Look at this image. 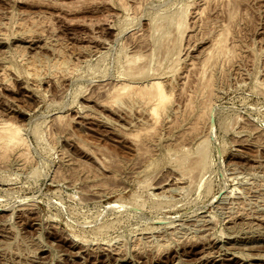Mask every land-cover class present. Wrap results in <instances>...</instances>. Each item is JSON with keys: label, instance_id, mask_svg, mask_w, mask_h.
I'll use <instances>...</instances> for the list:
<instances>
[{"label": "rangeland", "instance_id": "obj_1", "mask_svg": "<svg viewBox=\"0 0 264 264\" xmlns=\"http://www.w3.org/2000/svg\"><path fill=\"white\" fill-rule=\"evenodd\" d=\"M3 123L0 264H264V0H0Z\"/></svg>", "mask_w": 264, "mask_h": 264}, {"label": "bare ground", "instance_id": "obj_2", "mask_svg": "<svg viewBox=\"0 0 264 264\" xmlns=\"http://www.w3.org/2000/svg\"><path fill=\"white\" fill-rule=\"evenodd\" d=\"M216 1V0H215ZM206 2H207V0H206ZM179 18V17H178ZM183 18V17H182ZM185 18V17H184ZM176 19H177V17H176ZM183 20V19H182ZM185 21V20H184ZM180 22V21H179ZM182 22V21H181ZM181 22H180V24H181ZM171 23V22H170ZM173 23V22H172ZM172 23H171V25H172ZM185 23V22H184ZM177 25V24H176ZM182 25H183V23L181 24V25H179L178 27H182ZM185 25V24H184ZM175 26V25H174ZM161 27V26H160ZM178 27H177V29H178ZM158 28V27H157ZM175 28V27H174ZM183 27H182V30L181 29H179L178 31H180L181 30V32H183ZM159 31H160V29H159ZM172 32V31H171ZM178 33V32H177ZM184 33V32H183ZM169 34V33H168ZM225 34V33H224ZM226 35V34H225ZM166 36V35H165ZM164 36V37H165ZM224 37V36H223ZM167 38V37H166ZM225 38V37H224ZM223 38V39H224ZM218 40V39H217ZM223 41V40H222ZM221 42V41H220ZM217 43V42H216ZM216 43L214 44L215 45V47H218L219 45H217L216 46ZM219 43V42H218ZM225 43H226V41H225ZM176 44V43H175ZM220 44V47H218V49L216 48V50H222L223 49V46H225L226 44H224L223 46H221V43H219ZM223 44V43H222ZM213 48V47H212ZM214 49V48H213ZM224 50V49H223ZM172 51V50H171ZM217 51V52H218ZM216 52V53H217ZM221 52V51H220ZM212 53V52H211ZM215 53V52H214ZM219 53V52H218ZM222 53V52H221ZM208 54H210V53H208ZM207 54V55H208ZM220 54V53H219ZM218 55V54H217ZM222 55H223V53H222ZM221 54H220V56H222ZM209 56H211V55H209ZM141 57V56H140ZM138 58V57H137ZM218 58V57H217ZM209 60V58L207 57L206 58V60ZM131 60V59H130ZM133 60H134V58H133ZM136 60H138V59H136ZM206 60H204V61H206ZM216 59L214 58V61H215ZM217 61V60H216ZM206 64H208V62L206 63ZM205 67V66H204ZM145 74V73H144ZM202 83H204V82H202ZM207 83L209 84L210 82H208L207 81ZM205 84V83H204ZM131 85V84H130ZM144 85V84H143ZM164 85V84H163ZM163 85H162V83L160 82V81H154V82H152L150 85L148 84L147 86H145V87H133V86H129V85H126L125 87L123 86V88H122V90H128V92L130 93H132L133 95H137V96H139V98H141V100L143 99V101L145 100V102H147V104H148V107H149V105H150V114H153V116L152 117H154V120L156 121V119H155V117H160V114L162 113V115H163V112H165L164 110H165V108L166 107H168V105H169V103H170V100H172L171 99V94L170 95H168L166 92H165V89H164V87H163ZM203 85V84H202ZM201 86V85H200ZM206 86V85H205ZM205 86H203L204 87V89H206L205 88ZM208 86V85H207ZM210 86V85H209ZM120 87V86H119ZM202 87V88H203ZM211 87V86H210ZM119 89V88H118ZM210 89H212V88H210ZM121 87H120V89L118 90V91H115V94H116V96H115V99L116 98H118V97H120V95L121 94H123L121 91ZM201 90V89H200ZM207 90H209V88L207 89ZM202 91V90H201ZM206 91V90H205ZM124 92V91H123ZM125 92H127V91H125ZM124 92V93H125ZM210 92V91H209ZM208 91H207V93H209ZM129 93H128V95H129ZM202 94H203V92H202ZM201 94V95H202ZM124 95V94H123ZM131 95V94H130ZM208 95V94H207ZM133 97V96H132ZM207 97V96H206ZM209 97V96H208ZM120 98H122V96L120 97ZM119 98V99H120ZM205 98V97H204ZM207 99V98H206ZM121 100V99H120ZM205 100V99H204ZM208 100V99H207ZM116 101V100H115ZM118 101V100H117ZM203 103V102H202ZM205 103V102H204ZM192 104H193V102H192ZM191 104V105H192ZM207 104V103H206ZM208 105V104H207ZM204 104L203 105H201V107L204 109V107L206 106H204ZM190 108V107H189ZM194 108H195V106H194ZM201 108V109H202ZM191 109H192V112H194L193 110V106L191 107ZM190 109V110H191ZM202 109V110H203ZM167 110V109H166ZM189 110V109H188ZM201 110V113L203 112ZM206 111V110H205ZM207 112V111H206ZM199 114V113H198ZM193 115V114H192ZM203 115V114H202ZM204 115H205V113H204ZM199 116H201V114L199 115ZM204 117V116H203ZM161 118V117H160ZM201 118H202V116H201ZM197 119H200V118H197ZM199 121V120H198ZM198 123V122H197ZM14 124V123H13ZM13 124H9V123H3L2 124V126L0 127V139L2 140V142H3V140H4V142L5 141H8V142H10V144L13 146V143H14V146L16 145H23V147H24V145H25V142H24V139H23V136L21 135V128L20 127H17V126H15V124L13 125ZM1 125V124H0ZM142 130V129H141ZM141 138V137H140ZM1 142V141H0ZM4 145V144H3ZM8 144H6V146H7ZM11 145H8L9 146V148H15V147H10ZM7 146V147H8ZM6 147V148H7ZM1 148H2V150H3V148L4 147H2L1 146ZM16 148H18V147H16ZM20 148V147H19ZM7 150V149H6ZM6 150H4V152L6 151ZM13 150V149H12ZM0 152H1V149H0ZM4 152L2 153L3 155H4ZM7 152H8V150H7ZM7 152H5L6 154H7ZM6 154H5V156H6ZM2 155V156H3ZM198 156V155H197ZM199 157V156H198ZM176 158V157H175ZM200 158V157H199ZM198 158V159H199ZM201 159H203V158H201ZM179 160V159H178ZM204 160V159H203ZM203 160L202 161H200V162H198L199 164H196V165H200V167H201V165L202 166H204V163H203ZM177 161V160H176ZM175 161V162H176ZM205 161V160H204ZM186 162H187V160H181V158H180V161L178 162V168H179V173H180V179L181 178H183V177H186V176H189V175H191L190 173H192V165H191V167L190 166H188L189 164H186ZM194 164V167L196 166ZM177 165V164H176ZM196 169V168H195ZM201 170V169H200ZM194 173V172H193ZM177 181H179L178 179H177ZM179 183V182H178ZM180 184V183H179ZM161 186V185H160ZM75 241V240H74ZM108 250V249H107ZM111 252V251H110Z\"/></svg>", "mask_w": 264, "mask_h": 264}, {"label": "water", "instance_id": "obj_3", "mask_svg": "<svg viewBox=\"0 0 264 264\" xmlns=\"http://www.w3.org/2000/svg\"><path fill=\"white\" fill-rule=\"evenodd\" d=\"M211 124L214 125V117L211 118Z\"/></svg>", "mask_w": 264, "mask_h": 264}]
</instances>
